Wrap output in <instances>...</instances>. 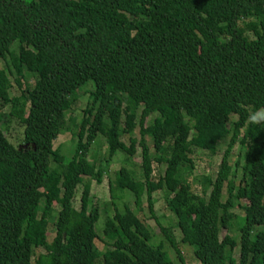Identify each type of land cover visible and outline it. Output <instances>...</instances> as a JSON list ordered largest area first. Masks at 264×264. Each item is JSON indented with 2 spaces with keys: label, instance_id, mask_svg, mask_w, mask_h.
<instances>
[{
  "label": "trees",
  "instance_id": "1",
  "mask_svg": "<svg viewBox=\"0 0 264 264\" xmlns=\"http://www.w3.org/2000/svg\"><path fill=\"white\" fill-rule=\"evenodd\" d=\"M0 59V264H175L163 244H151V230L129 205L118 210L113 185L115 213L104 227L111 249L104 253L96 247L99 207L73 204L84 179L101 183L103 173L89 162L97 138L107 140L110 165L118 153L136 154L121 133L138 127L152 217V197L166 189L167 209L200 264H264V126L248 122L264 109V0H0ZM7 72L20 89L25 72L36 86L11 98ZM89 84L92 105L66 160L54 142L68 131L66 113ZM6 109L13 120L24 119L20 150L2 129ZM232 117L233 129L224 128ZM162 131L165 147L152 159L147 137ZM229 136L216 179L205 177L195 194L184 174L193 168L190 155L214 154ZM238 143L244 156L237 185L227 168ZM116 189L133 193L140 207L131 170L117 172ZM55 201L60 211L49 242ZM236 202L243 213L239 242L220 234L230 229ZM163 231L185 264L175 238ZM237 248L238 260L227 254Z\"/></svg>",
  "mask_w": 264,
  "mask_h": 264
},
{
  "label": "rangeland",
  "instance_id": "2",
  "mask_svg": "<svg viewBox=\"0 0 264 264\" xmlns=\"http://www.w3.org/2000/svg\"><path fill=\"white\" fill-rule=\"evenodd\" d=\"M124 19H132L138 20L139 17H129L125 15H121ZM12 50L17 52L18 44H14L12 46ZM0 68L6 70L4 62L0 59ZM9 76V80L11 82L10 88V96L11 98L20 97L22 90L30 88L33 89L36 86L35 78L29 72H25V78L21 79L22 88L20 89L16 80L17 76L14 73L7 72ZM94 90L93 84L87 85L85 88L81 89L78 92L77 102L74 106V109L68 111L66 113L67 119V132L62 133L54 142V150H58L61 155L66 159H71L76 144V134L79 131L81 121L83 119V113L86 108L91 107L92 105V97L91 92ZM9 110L4 111L2 129L5 131L8 140L17 148L21 149L25 145L23 143L24 139V124L23 120L17 121L13 120L9 114ZM137 122H139L140 112L136 114ZM155 116L150 117L146 121V126H150L155 119ZM237 120V117H232L230 121H226L224 123V128L233 129V122ZM108 122V121H107ZM259 125L264 126V122L257 123ZM166 132L162 131L157 134L155 138L147 137V143L150 149V155L152 159H155L158 150H162L165 147V139ZM140 129L136 128L133 133L127 135L121 133V140L127 146H130L132 143L136 145V154L132 158H128V156L118 153L111 161L110 165H107V160L109 158V150L107 147V140L103 136H99L95 143L93 144L90 154H89V162L96 168L97 171L103 173V177L101 179V183L98 184L95 180L92 179H84V183L78 187L76 191V196L74 200V207L76 210H80L82 206L87 205L90 210L93 205H97L101 212V217L99 222L96 225V231L99 235V240L96 242V247L100 253H104L107 250L111 249V243L105 239L104 237V227L105 220L108 216H113L115 213V207L113 206V200L111 196L110 187L113 185L115 187V193L117 196H121V200H117V208L118 210H122L124 204L130 206L133 212L138 216V218L144 222L153 234V246H158L159 244L164 245V250L169 254L170 258L173 260L175 264H181L177 252L172 248L170 243L168 242L166 235L163 231L165 229L167 234L172 235L176 243L178 245V249L182 254V257L185 261V264H200L194 255V250L191 246L186 244L185 239H183L181 232L176 226L177 220L173 214H171L167 209V200L170 196L169 192L164 189L156 192L153 195V210L156 219L152 217V214L149 210L148 197L144 185V177L142 171V149L139 146L140 141ZM230 142L229 137H222L218 142V146L216 152L214 154L205 153L198 150H193V153L190 155V158L193 161V168L185 167L184 174L185 180L191 185L192 191L200 195L202 181L205 177H210L213 180L216 179L218 171L220 169L221 162L223 157L228 149V145ZM244 156V149L238 143L232 150L229 158V166L227 168V173L232 180H235L238 185L242 179V169L237 168L236 164L239 159H242ZM59 167L58 164H53V167ZM122 168H127L131 170L135 175V181L138 188V192L141 195V204L138 207L135 204L134 194L125 191L120 193L116 189V174ZM165 166L161 167L158 172L163 173ZM229 182L225 185L223 192V201L225 202L228 194L227 187ZM86 186H89V192H85ZM60 211V205L58 201L54 202L53 208V220L50 221L48 227V241L51 242L56 235L55 222L58 217V213ZM233 220L230 223L231 227L227 231H221V237L223 238L225 235H229L231 238L235 239L239 242L242 230L240 229V218L243 213L241 208L239 207V202H236L235 208L233 210ZM41 215V213H40ZM264 229V228H263ZM43 250H35V254L43 253ZM228 255H233L237 260L239 259V248H237L233 253L228 249Z\"/></svg>",
  "mask_w": 264,
  "mask_h": 264
},
{
  "label": "clouds",
  "instance_id": "3",
  "mask_svg": "<svg viewBox=\"0 0 264 264\" xmlns=\"http://www.w3.org/2000/svg\"><path fill=\"white\" fill-rule=\"evenodd\" d=\"M248 122L252 124L264 122V109H258L256 112L250 113Z\"/></svg>",
  "mask_w": 264,
  "mask_h": 264
}]
</instances>
